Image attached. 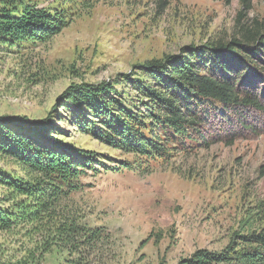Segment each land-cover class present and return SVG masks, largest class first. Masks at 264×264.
I'll return each mask as SVG.
<instances>
[{
    "label": "rangeland",
    "instance_id": "374dc122",
    "mask_svg": "<svg viewBox=\"0 0 264 264\" xmlns=\"http://www.w3.org/2000/svg\"><path fill=\"white\" fill-rule=\"evenodd\" d=\"M34 1L52 6L57 0ZM90 4L78 6L73 13L80 15L47 41L0 43V115L37 119L51 113L53 136L93 151L102 165L86 164L79 189L61 205L81 223L101 228L103 236L91 247H81L82 257H76L79 249L61 247L27 257L34 235L24 227L0 231V264H186L198 250L230 255L231 247L242 248L243 240L235 234L264 223V116L253 121L254 134L237 136L232 144L183 148L167 143V157L147 159L114 149L107 137L82 126L95 112L93 116L85 104L60 101L59 96L74 83L105 81L126 106L142 107L138 66L208 40L238 37L242 26L264 17V0H251L239 20L240 0ZM43 144L56 148L52 142ZM122 163L127 166L111 170ZM0 166L18 168L5 161ZM3 193L0 186V198Z\"/></svg>",
    "mask_w": 264,
    "mask_h": 264
},
{
    "label": "trees",
    "instance_id": "16d2710c",
    "mask_svg": "<svg viewBox=\"0 0 264 264\" xmlns=\"http://www.w3.org/2000/svg\"><path fill=\"white\" fill-rule=\"evenodd\" d=\"M250 1L240 0L238 20L250 9ZM90 3L57 0L56 5L47 6L34 0H0V43L47 41L80 15L73 13L78 6ZM242 27L238 37L229 41L208 40L176 55L144 61L138 66L143 81H137L142 107L126 106L105 81L71 84L59 100L85 104L88 113L96 116L82 126L99 138L107 137L114 149L147 159L167 157V143L183 148L208 147L218 141L232 144L237 136L254 134L253 121L264 116V17ZM54 125L51 113L37 119L0 115V161L18 167L9 171L0 166L4 189L0 231L24 227L34 235L33 248L25 250L27 257H42L53 247L75 253L79 249L76 257H82L80 248L95 244L103 236L101 228L81 223L71 211L62 209L61 202L79 189L86 164L102 163L92 150L61 143L52 135ZM31 134L43 141H35ZM235 236L243 240L242 248L231 247L230 255L198 250L185 263L264 264V223Z\"/></svg>",
    "mask_w": 264,
    "mask_h": 264
}]
</instances>
